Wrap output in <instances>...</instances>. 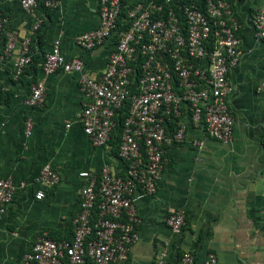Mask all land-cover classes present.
I'll use <instances>...</instances> for the list:
<instances>
[{"label": "crops", "instance_id": "1", "mask_svg": "<svg viewBox=\"0 0 264 264\" xmlns=\"http://www.w3.org/2000/svg\"><path fill=\"white\" fill-rule=\"evenodd\" d=\"M263 5L264 0H230L240 40L238 63L228 74L231 141L208 137L184 114L185 140L165 147L156 192L136 194L141 223L124 264H155L164 245L169 248L166 264H178L184 251L193 253L195 264H203L209 253L215 254L216 264H264V92L257 91L264 82V44L252 27V16ZM0 9L6 29L20 38L29 35L34 19L20 0H0ZM49 12L42 53L35 52L36 63L18 79L0 36V178H11L16 187L25 184L15 190L0 219V264H19L43 233L57 241L71 238V221L85 184L81 172L97 175L104 165L124 172L116 147H93L82 130L76 74L57 70L46 76L40 69L57 39L65 58H81L89 73L105 69L111 41L89 51L75 43L78 35L99 27L98 0H64ZM38 80L45 82L46 95L41 106L32 108L26 102ZM27 119L33 124L29 136L24 135ZM176 129V122L168 123V134ZM193 139L204 142L201 150L191 146ZM46 164L57 170L60 181L51 188L42 186L45 198L38 201L35 180ZM177 208L186 209L187 222L180 235H173L165 218Z\"/></svg>", "mask_w": 264, "mask_h": 264}, {"label": "built area", "instance_id": "2", "mask_svg": "<svg viewBox=\"0 0 264 264\" xmlns=\"http://www.w3.org/2000/svg\"><path fill=\"white\" fill-rule=\"evenodd\" d=\"M64 0H20L22 8L34 19L30 33L20 38L6 29L7 19L0 9V36L4 54L12 61L18 79L31 64V38L43 23L41 5L56 10ZM100 25L75 38L85 51L106 41L111 49L100 74L89 73L81 58H65L60 40L53 41L44 54L40 69L46 76L57 70L77 76L82 97L78 116L91 146L112 150L124 172L115 173L108 165L94 175L79 177L85 184L79 192L78 211L71 221L69 240H53L43 233L26 251L19 264H124L132 245L138 240L141 220L135 209L136 194L153 195L165 164V147L185 140L184 114L217 141H231L234 120L227 99L232 91L228 74L239 60V24L230 0H205L204 9L173 4V0H98ZM255 38L264 44V5L252 16ZM264 92V82L257 87ZM46 85L38 80L30 87L27 105L43 104ZM121 118V120H120ZM177 129L170 135L169 122ZM32 120L24 124L29 136ZM264 144V125L261 128ZM191 146L201 150L202 140ZM60 176L50 164L42 167L35 182V199L43 201L42 186L51 188ZM11 178H0V219L13 200ZM187 222L185 208L171 210L165 223L173 235H180ZM169 248L164 245L155 264H166ZM209 253L203 264H216ZM178 264H195L191 251H184Z\"/></svg>", "mask_w": 264, "mask_h": 264}, {"label": "trees", "instance_id": "3", "mask_svg": "<svg viewBox=\"0 0 264 264\" xmlns=\"http://www.w3.org/2000/svg\"><path fill=\"white\" fill-rule=\"evenodd\" d=\"M173 4H182V5L193 4V5L197 6L199 9L203 10L205 0H173ZM38 13L41 17L43 16L45 18L43 19V23L41 24V26L38 28V30L35 32V34L31 38L30 50H31V54H32V60H31V64L29 66H32L36 63L35 52L38 51V52L42 53L41 51H42L43 44H44V40H43L44 35H45L46 30L50 24V12L48 10H46L41 5V3L38 6ZM42 61H43V59H42ZM120 120H121V118H120ZM117 144H118V142H117V139L115 138V141L112 142V146L114 149H115V147L117 148ZM71 236H72V230H71Z\"/></svg>", "mask_w": 264, "mask_h": 264}]
</instances>
